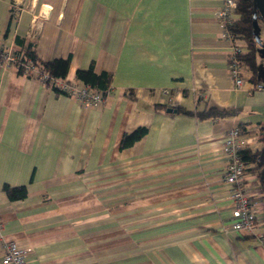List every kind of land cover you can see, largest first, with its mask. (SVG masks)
I'll return each mask as SVG.
<instances>
[{
  "label": "crops",
  "instance_id": "obj_1",
  "mask_svg": "<svg viewBox=\"0 0 264 264\" xmlns=\"http://www.w3.org/2000/svg\"><path fill=\"white\" fill-rule=\"evenodd\" d=\"M222 6L0 0V47L20 49L19 37L43 59L69 56L70 82L90 64L111 72L93 106L0 64V232L24 248L26 264H264L255 173L245 176L254 231L223 229L233 201L222 142L243 124L246 146L259 145L264 72L254 82L241 62L235 87ZM209 107L235 112L197 115ZM140 126L145 133L120 147ZM4 184L24 185L26 196L10 199Z\"/></svg>",
  "mask_w": 264,
  "mask_h": 264
},
{
  "label": "trees",
  "instance_id": "obj_2",
  "mask_svg": "<svg viewBox=\"0 0 264 264\" xmlns=\"http://www.w3.org/2000/svg\"><path fill=\"white\" fill-rule=\"evenodd\" d=\"M237 5L234 9L235 17L229 24V29L233 32L235 38L238 37L242 40V46L245 50L239 54L240 64L241 62L248 66L251 70V80L256 81L258 75L257 68V52H260L258 45L260 40H257L256 35L259 37L256 31V24L258 20L264 21L260 13L257 10L254 0H236ZM17 43L20 44V49L13 50L18 65L15 68L18 73L25 74L32 77L28 73H23V65L27 62L47 73L53 78L50 81L46 79L45 84L51 86L58 92L69 95V92L59 85L55 80H59L65 83L77 85L87 84L90 86L91 91H98L104 97L109 90V84L111 80L110 71L96 72L94 65L90 64L87 67L77 68L75 71V78L73 82L66 79V75L69 68L70 57H53L50 59L41 58L36 51L35 44L25 38L16 37ZM261 52H264L262 50ZM36 78V77H33ZM185 112H191L183 109ZM235 112L233 108H215L209 107L208 109L197 111V115L201 117H220ZM240 133H245L244 125L239 124L237 126ZM146 131L144 126L135 128L129 133H124L120 140V147H126L131 145L135 140L139 139ZM259 145L252 148L251 146H244L241 149L242 161L245 164L244 171L255 173L258 177L262 190H264V121L259 123L258 131ZM3 189L10 199H18L26 196V187L24 185L9 186L3 185Z\"/></svg>",
  "mask_w": 264,
  "mask_h": 264
},
{
  "label": "built area",
  "instance_id": "obj_3",
  "mask_svg": "<svg viewBox=\"0 0 264 264\" xmlns=\"http://www.w3.org/2000/svg\"><path fill=\"white\" fill-rule=\"evenodd\" d=\"M237 5L236 0H223V6L218 11V16L226 24V31L223 33L230 41H232L231 51L229 54V67L234 80L235 87H240L243 83V77L240 74L239 54L244 51V46L235 42L234 34L229 29V24L235 17L234 9ZM0 64L3 66L17 67L18 61L10 49L0 47ZM23 73H28L32 77H36L42 83L49 78L47 73L41 71L37 67L30 65L29 62L23 65ZM65 90L69 92V96L76 98L78 101L87 105H99L103 96L98 91H91L87 84L77 86L55 80ZM248 140L244 137L237 126L231 127L225 134L222 142V154L225 157V168L223 172L224 180L230 185V196L233 201L231 211L232 221L225 225L223 229L252 233L257 224L255 212V202L252 199L250 190L246 186L244 171L245 164L242 161L241 149L246 146ZM2 230V221L0 219V231ZM262 238V237H261ZM0 245L3 253L1 258L2 264H26L27 258L24 248L14 240H5L2 232H0Z\"/></svg>",
  "mask_w": 264,
  "mask_h": 264
},
{
  "label": "rangeland",
  "instance_id": "obj_4",
  "mask_svg": "<svg viewBox=\"0 0 264 264\" xmlns=\"http://www.w3.org/2000/svg\"><path fill=\"white\" fill-rule=\"evenodd\" d=\"M256 31L259 35L260 44L258 45L259 50H264V21L258 20L256 24ZM257 61H258V74L259 72H264V52H257Z\"/></svg>",
  "mask_w": 264,
  "mask_h": 264
},
{
  "label": "water",
  "instance_id": "obj_5",
  "mask_svg": "<svg viewBox=\"0 0 264 264\" xmlns=\"http://www.w3.org/2000/svg\"><path fill=\"white\" fill-rule=\"evenodd\" d=\"M255 5L257 7L258 12L260 13L262 19H264V0H254ZM257 40H259V37L256 35ZM172 108H168V110H171Z\"/></svg>",
  "mask_w": 264,
  "mask_h": 264
}]
</instances>
